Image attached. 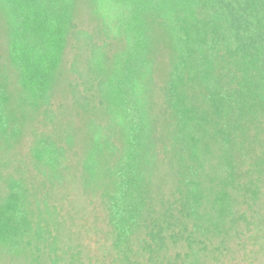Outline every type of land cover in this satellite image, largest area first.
Here are the masks:
<instances>
[{
    "label": "trees",
    "instance_id": "1",
    "mask_svg": "<svg viewBox=\"0 0 264 264\" xmlns=\"http://www.w3.org/2000/svg\"><path fill=\"white\" fill-rule=\"evenodd\" d=\"M84 72L95 108L72 84ZM73 183L92 199L93 264H157L172 221L187 264L257 261L264 0H0L1 262L45 263L32 197Z\"/></svg>",
    "mask_w": 264,
    "mask_h": 264
},
{
    "label": "rangeland",
    "instance_id": "2",
    "mask_svg": "<svg viewBox=\"0 0 264 264\" xmlns=\"http://www.w3.org/2000/svg\"><path fill=\"white\" fill-rule=\"evenodd\" d=\"M86 30L90 32L93 31L90 23H88ZM101 38L102 37L100 36V39L98 37L97 39H94V41H97L99 44H103V38ZM114 49H116V46L114 47ZM69 58L72 61L74 58V54L69 53ZM86 62L87 59L82 62L81 66L85 67ZM90 76L91 74L84 72V74L82 75L83 81L79 79L78 76H76L72 84H76L79 87V97L82 98V96H88L89 98H96L95 100L91 101V106H89L90 108H95L98 104L99 95L97 87H94L92 92H90L89 94H86L84 92V81L88 86L90 83H92L91 81H89ZM93 76L97 79L100 75L98 76L97 74H93ZM62 99L64 101V104L67 106L74 103V97L70 92H68V87H66ZM67 113L68 111L64 109V111L62 112V121L64 120V122L70 121L71 123H74L75 128L81 126L79 118H64ZM21 153L24 158H27V150H23ZM71 164L72 162L69 160L66 162V166H70ZM28 168L29 170H31V166H28ZM77 175L80 176V173ZM38 179L40 182H42V178L39 177ZM75 183H73L72 187L68 189H63L59 186L56 187L55 185L54 188L56 189L54 191L46 190V186H39L38 192L40 193H34L32 197V202L35 205L32 211L33 213L35 212L34 226H37L43 220V225H41L42 228L40 227L41 234L44 236V228H46L45 226L47 224H49V230L51 231L50 235L44 236L45 240L43 242L37 244V252H45L44 257H46V261L43 264H93L92 258L95 253V245L93 240L95 237L93 236V232L87 226L83 227V222L85 223L86 220L89 219V222H93L94 220L92 217H90L92 213L86 215V211L90 209L89 204L92 203V199L90 196H86V188H83V185H74ZM59 222L64 224L62 225ZM182 223L184 224V220L182 221ZM57 224H59V226ZM170 224L171 229L166 230V232L168 233H164L165 231L162 233L163 237L165 236L166 238V245L163 246V248L155 254L154 259L157 260V264H187L190 261L191 254L189 252L190 248L188 247L187 242L183 239V236H185V232L182 231V227L180 224L175 223L174 221H172ZM152 232L157 237L159 236L156 231ZM146 241L152 246L153 239L150 237V235H148ZM147 242V247L151 248V246ZM89 249H92V252H89L91 251ZM158 253H160L159 257L157 256ZM77 255L78 259L75 257ZM254 255L255 254L253 253L247 254V251H245V255H242V259H248L244 260V264H264V253L257 256V261H252L251 258ZM56 257H59V259L57 260ZM250 259L251 261H249ZM0 264L35 263H29V260L26 258V256L21 254L16 259H12L9 257L3 262H1L0 260Z\"/></svg>",
    "mask_w": 264,
    "mask_h": 264
}]
</instances>
